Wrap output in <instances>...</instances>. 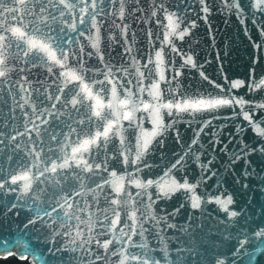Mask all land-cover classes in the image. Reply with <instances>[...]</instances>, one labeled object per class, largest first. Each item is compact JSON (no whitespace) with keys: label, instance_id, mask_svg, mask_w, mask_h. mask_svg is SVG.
I'll list each match as a JSON object with an SVG mask.
<instances>
[{"label":"water","instance_id":"obj_1","mask_svg":"<svg viewBox=\"0 0 264 264\" xmlns=\"http://www.w3.org/2000/svg\"><path fill=\"white\" fill-rule=\"evenodd\" d=\"M11 255L264 264L256 0H0V257Z\"/></svg>","mask_w":264,"mask_h":264},{"label":"snow or ice","instance_id":"obj_2","mask_svg":"<svg viewBox=\"0 0 264 264\" xmlns=\"http://www.w3.org/2000/svg\"><path fill=\"white\" fill-rule=\"evenodd\" d=\"M256 8L259 9L260 11L264 12V0H256ZM204 11H208V9H204ZM183 37H181L182 39ZM188 63H192V60L189 58ZM217 104H227L228 101L222 100V101H216ZM169 108L173 106H168ZM175 107L181 111L187 110L186 108H181L179 104L175 105ZM247 163V162H246ZM247 175V173H245ZM228 203H231V200L229 199ZM231 215L234 217L236 215V212L233 211Z\"/></svg>","mask_w":264,"mask_h":264},{"label":"rangeland","instance_id":"obj_3","mask_svg":"<svg viewBox=\"0 0 264 264\" xmlns=\"http://www.w3.org/2000/svg\"><path fill=\"white\" fill-rule=\"evenodd\" d=\"M0 264H31L27 259H20L14 255L0 257Z\"/></svg>","mask_w":264,"mask_h":264}]
</instances>
